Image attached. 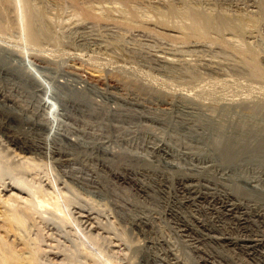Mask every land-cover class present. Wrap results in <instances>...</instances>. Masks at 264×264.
<instances>
[{
    "label": "rangeland",
    "instance_id": "rangeland-1",
    "mask_svg": "<svg viewBox=\"0 0 264 264\" xmlns=\"http://www.w3.org/2000/svg\"><path fill=\"white\" fill-rule=\"evenodd\" d=\"M8 1L0 0V93L13 102L0 105L29 121L23 130L35 137L47 135L51 148L64 149L56 168L74 192H79L80 199L93 200L91 216L95 226L101 228L98 231L102 235L110 237L111 245H119L113 249L111 262L261 264L258 254H246L208 239L198 243L197 231L196 235L183 231L182 224L196 211L183 203L178 185L192 176L197 189L216 194L224 191L247 208L264 211V154L254 155L241 146L244 151L238 150L228 161L222 154L223 147L214 146L219 135L232 140L239 131L240 137L249 134V130L240 129L241 124H252V130L264 128V112L260 113L264 109H260L264 104V84L262 88L242 79L214 83L207 78L195 85L180 80L182 84L177 85L168 77L155 78L148 65H154L151 55L159 50L179 51L181 46L175 47L164 38L158 40L155 34H140L134 28L135 32L109 24L111 19L107 23L104 20L103 25L101 19L97 24V18L92 25L79 24L74 21V13H70L72 5H67L70 0L62 1L58 9L49 2L27 0L41 7L50 22L47 32L38 31L40 45L32 49L23 40L17 11ZM260 36L254 45L264 54V36ZM182 49L181 53L186 52L184 58L188 57L184 64L195 67L189 59L194 58L189 53L191 48ZM188 59L191 63H187ZM224 69L228 70L225 66ZM74 90L83 91L86 100L74 101ZM55 97L67 101L58 102ZM30 122L42 128L35 129ZM10 126L21 129L16 120ZM22 129L17 135L22 134ZM116 175H129L130 180L118 179ZM199 209L197 215L209 222V215ZM261 229L256 234L264 238ZM122 235L126 236V243L121 240Z\"/></svg>",
    "mask_w": 264,
    "mask_h": 264
},
{
    "label": "bare ground",
    "instance_id": "bare-ground-1",
    "mask_svg": "<svg viewBox=\"0 0 264 264\" xmlns=\"http://www.w3.org/2000/svg\"><path fill=\"white\" fill-rule=\"evenodd\" d=\"M42 1L53 4L56 9L61 8L60 6L64 2V0ZM69 2L70 4L66 0L67 5L73 7V12H70L74 13L75 20H73L77 23L80 22L79 24L88 25L97 18V22L98 19H101L103 25L105 21L106 23L109 21L107 19H111L109 24L112 22L115 26H123V28L132 29L134 32L136 30L140 34L151 33L152 36L155 34V37L158 36V40L159 37L160 39L164 38L163 40L172 41L175 47L181 46L179 51L178 48H173V52L159 50L156 54L151 55L154 56V65L151 67V62L145 65L150 66L155 78L160 75L164 76L166 80L168 77L178 83L180 80L183 84L187 83L185 81H189V85L191 83L195 85L196 82L207 78L212 79L210 82L218 80V83L220 80L226 82L230 79L234 81L242 79L247 81V84H264V54L258 52L254 45L256 38H259L261 34L264 36V0H70ZM8 3L12 4L14 6L12 9L17 11L14 13L26 45L32 49L37 48V45H40L37 44L40 40L37 33L38 31L47 32L48 23H50L48 15L46 16L44 11H41V7L38 8L36 4L31 2L30 4L27 0H9ZM56 11L59 12V10ZM102 20H105L104 23ZM99 23L97 24L99 25ZM93 24L96 25V23ZM156 28L163 29V32ZM164 30H168L170 33H166ZM167 43L169 44V42ZM182 47L189 50L191 48L189 53L192 52V54H188L194 58L189 59L195 62V67L193 64L189 66L186 63L184 66L187 56L184 58L186 52H184L185 54L181 53ZM212 49L219 51L220 55L215 51L211 52ZM181 61H183V66ZM178 64H180L179 67ZM224 66L228 70H225ZM96 72L93 70L94 76ZM29 75L28 77H30ZM148 75L150 76V73ZM181 82L176 84L181 85ZM34 89L36 88L34 87ZM74 92L77 96L74 101L86 100L85 97H82L83 91L74 90ZM43 93H46L45 90ZM8 97L0 93V102L9 101ZM64 97L55 98L58 102L67 101ZM3 107L0 105V264H123L118 260L111 262L112 256H115L113 249L119 245L116 243L111 245L110 237L102 235L98 231L101 228L95 226L94 217L91 216V211L94 210L93 200L91 201L89 197L85 200H83L84 198L80 199L79 192H74L75 189L59 174L56 168L59 161H56L58 157L64 155V149L61 152L60 146L51 148L47 135L35 137L31 132L23 130L24 124H28L29 121L27 122L19 115L16 116L17 114L8 111L9 108ZM258 107L256 108L258 109ZM261 107L264 108V104L260 105V109H262ZM263 110L260 113L263 114ZM13 120L14 122L16 120L17 125L21 126L19 127L22 129L21 135H17V131L21 129L17 130L10 126ZM31 124L35 126V129L42 128V125L37 127L35 123ZM241 125L240 129H244L245 132L249 130V134H244L245 137H242L241 134L240 137L241 131L237 132L238 136L242 138L239 141V137H236L237 133L235 137L232 136V140H230V136V138H225L219 135L216 137L218 139L214 141L215 148L223 147L222 154L228 161L235 153L237 154L238 150L240 152L243 150L241 146L257 156L264 154V128L257 129V131L254 127V131L251 127L252 124ZM230 155L232 156L229 158ZM116 177L125 181L130 180L129 175H116ZM193 178L192 176L186 178L178 185L183 203L196 211L191 213L188 221L182 224L183 231L193 234L197 231L199 233L197 235L200 237H198V243L208 239L238 249V251L242 250L246 254H258L261 264H264V252L262 251L264 238L256 234L258 229H264V211L254 207L247 208L231 194H224V191L223 194H216L210 190L202 191V188L199 187L197 189L193 184ZM216 185L218 186V183ZM70 192H73L72 196H69ZM203 204L205 206H201ZM199 206L203 209L202 212L209 215V222L197 215ZM85 208L87 209L85 210ZM124 235L121 240L126 243L128 240Z\"/></svg>",
    "mask_w": 264,
    "mask_h": 264
}]
</instances>
